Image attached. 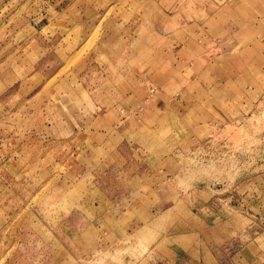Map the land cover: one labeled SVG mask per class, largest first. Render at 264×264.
Here are the masks:
<instances>
[{
    "label": "rangeland",
    "instance_id": "374dc122",
    "mask_svg": "<svg viewBox=\"0 0 264 264\" xmlns=\"http://www.w3.org/2000/svg\"><path fill=\"white\" fill-rule=\"evenodd\" d=\"M131 261L264 264V0H0V264Z\"/></svg>",
    "mask_w": 264,
    "mask_h": 264
},
{
    "label": "bare ground",
    "instance_id": "6f19581e",
    "mask_svg": "<svg viewBox=\"0 0 264 264\" xmlns=\"http://www.w3.org/2000/svg\"><path fill=\"white\" fill-rule=\"evenodd\" d=\"M171 214H173V212H170L169 211V209L167 208V214L164 216L165 218H164V222L166 221V223L167 224H164V222H161V226H163V225H165V226H167V227H169L168 229H170L171 231H175L177 228H179L180 226H183V223H180V222H178L176 219H171L170 218V215ZM141 230V232H144V228H142V229H139L137 232H139ZM97 251V250H96ZM101 252V250H99V253ZM96 253H98V251L96 252ZM109 253V252H108ZM107 253V254H108ZM101 254H105L106 255V252L105 253H101ZM100 254V255H101ZM111 257H113L112 255H111ZM104 259V258H103ZM135 263V261H131L130 262V264H134Z\"/></svg>",
    "mask_w": 264,
    "mask_h": 264
},
{
    "label": "crops",
    "instance_id": "0c3cea01",
    "mask_svg": "<svg viewBox=\"0 0 264 264\" xmlns=\"http://www.w3.org/2000/svg\"><path fill=\"white\" fill-rule=\"evenodd\" d=\"M183 226H184V225H183ZM144 231H145V229H144ZM173 232H177V231H173ZM176 236H178V235H176ZM176 236H175V237H176ZM175 237H174V236H167V241L172 243V242L175 241ZM178 240H180V239H178Z\"/></svg>",
    "mask_w": 264,
    "mask_h": 264
}]
</instances>
